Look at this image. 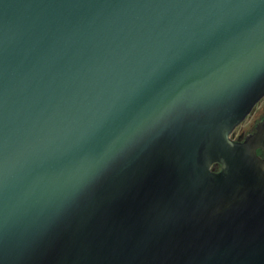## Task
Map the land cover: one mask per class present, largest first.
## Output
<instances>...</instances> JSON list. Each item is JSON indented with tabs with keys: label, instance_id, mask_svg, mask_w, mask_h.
Masks as SVG:
<instances>
[{
	"label": "water",
	"instance_id": "95a60500",
	"mask_svg": "<svg viewBox=\"0 0 264 264\" xmlns=\"http://www.w3.org/2000/svg\"><path fill=\"white\" fill-rule=\"evenodd\" d=\"M263 94L264 0H0V264H264Z\"/></svg>",
	"mask_w": 264,
	"mask_h": 264
},
{
	"label": "flooded vegetation",
	"instance_id": "af4514ba",
	"mask_svg": "<svg viewBox=\"0 0 264 264\" xmlns=\"http://www.w3.org/2000/svg\"><path fill=\"white\" fill-rule=\"evenodd\" d=\"M264 116V94L254 103L253 108L243 119L231 130L230 137L234 140L242 141L246 133L251 134L255 129L257 120ZM264 129V127H263ZM214 169H218L220 165L215 163Z\"/></svg>",
	"mask_w": 264,
	"mask_h": 264
}]
</instances>
